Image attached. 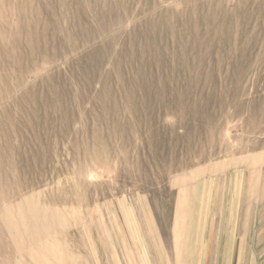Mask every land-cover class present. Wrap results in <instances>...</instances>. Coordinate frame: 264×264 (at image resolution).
I'll return each instance as SVG.
<instances>
[{
  "label": "rangeland",
  "instance_id": "obj_1",
  "mask_svg": "<svg viewBox=\"0 0 264 264\" xmlns=\"http://www.w3.org/2000/svg\"><path fill=\"white\" fill-rule=\"evenodd\" d=\"M0 264H264V0H0Z\"/></svg>",
  "mask_w": 264,
  "mask_h": 264
},
{
  "label": "bare ground",
  "instance_id": "obj_2",
  "mask_svg": "<svg viewBox=\"0 0 264 264\" xmlns=\"http://www.w3.org/2000/svg\"><path fill=\"white\" fill-rule=\"evenodd\" d=\"M39 209V208H38ZM47 216V215H46Z\"/></svg>",
  "mask_w": 264,
  "mask_h": 264
}]
</instances>
